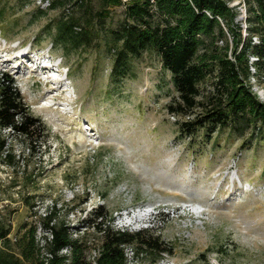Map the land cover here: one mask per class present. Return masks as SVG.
<instances>
[{"label": "rangeland", "instance_id": "obj_1", "mask_svg": "<svg viewBox=\"0 0 264 264\" xmlns=\"http://www.w3.org/2000/svg\"><path fill=\"white\" fill-rule=\"evenodd\" d=\"M50 1L0 0V72L12 76L45 125L35 151L25 138L3 132L17 158L12 165L0 159V218L16 230L35 220L33 202L41 212L55 207L58 220L76 227L103 205L113 223L161 237L172 264H264V128L241 131L236 123L184 138L185 118L167 111L177 93L158 54L133 59L124 79L112 75L106 38L125 19L124 6L96 22L100 34L91 47L66 55L50 42L63 14L47 9ZM87 1L94 12L102 8V0ZM229 3L242 20V0ZM28 48L48 71L32 67L29 54L17 58ZM15 64L22 67L11 70ZM63 74L67 93L53 102L50 95L61 93L54 79ZM248 82L264 100V77ZM85 229L97 245L100 234ZM137 261L154 264L149 255Z\"/></svg>", "mask_w": 264, "mask_h": 264}, {"label": "trees", "instance_id": "obj_2", "mask_svg": "<svg viewBox=\"0 0 264 264\" xmlns=\"http://www.w3.org/2000/svg\"><path fill=\"white\" fill-rule=\"evenodd\" d=\"M229 1L102 0V8L94 12L87 0H77L75 7L69 4L70 0H51L47 9H61L63 14L53 26V34L50 31V42L66 55L91 47L100 34L96 22L104 24L110 17V8L123 5L125 19L110 29L106 38V51L113 55V77L124 79L133 59H139L145 51L155 52L162 68L171 73L177 95L167 111L185 118L179 122L184 138L194 136L202 128L212 134L220 128L235 127L236 123L241 125V131L248 127L261 131L264 100L256 97L248 81L250 76L258 80L264 77V0H242V20H237L241 12ZM38 12L42 15L46 10ZM229 35L233 38L231 46ZM206 83L210 86L205 92ZM44 126L23 102L12 76L0 72L2 162L12 165L17 158L9 149L4 130L16 138H25L35 151L37 132L43 134ZM29 205L33 210L35 204ZM56 215L53 207L37 220L17 225L16 230L10 218H0V264H93L94 249L99 254L95 264H127L124 246L129 244L138 256L149 255L152 263H157L169 251L161 237L148 228L116 229L103 205L87 212L77 227L99 233L101 240L97 245L86 232L73 237L72 226ZM38 223L52 234L46 239L44 251L36 241ZM64 249L66 253L62 252Z\"/></svg>", "mask_w": 264, "mask_h": 264}, {"label": "built area", "instance_id": "obj_3", "mask_svg": "<svg viewBox=\"0 0 264 264\" xmlns=\"http://www.w3.org/2000/svg\"><path fill=\"white\" fill-rule=\"evenodd\" d=\"M124 2H126V1H128V0H123ZM242 13L245 15V9H244V11H242ZM243 34H245V26H244V29H243ZM37 205V204H36ZM39 205H37V206H35L34 208H33V210L36 208V207H38ZM33 213H34V219L35 220H37V217L39 216V215H45L46 214V212H41L40 210L38 211V210H34L33 211ZM115 224H114V226H115V228L116 229H121V230H125V229H127V227L124 225V224H121V223H119V222H114ZM38 227H37V232H36V241H39V243H40V246L42 247V251H44V248H45V243H46V239L47 240H49L50 238H52V234H51V230H49V229H45L44 227H43V225H41V224H39L38 223V225H37ZM77 227H79V225L78 226H72V235H73V237H77V236H80V235H82L83 234V228H85V227H81V228H79V230H77ZM128 230V229H127ZM62 252L63 253H66L67 252V249H64V250H62ZM124 254H125V256H126V258H127V264H139L138 263V261H137V259H138V255H137V253L135 252V248L132 246V245H125L124 246ZM45 255L46 256H49L47 253H45ZM91 259H92V261H93V264H95V259H96V257L99 255L98 254V250L97 249H94L93 251H92V253H91ZM165 255H167V253H164L163 254V256L160 258V260L157 262V263H154V264H172V263H170L169 261H168V259L167 258H164V256Z\"/></svg>", "mask_w": 264, "mask_h": 264}, {"label": "bare ground", "instance_id": "obj_4", "mask_svg": "<svg viewBox=\"0 0 264 264\" xmlns=\"http://www.w3.org/2000/svg\"><path fill=\"white\" fill-rule=\"evenodd\" d=\"M29 54V55H28ZM23 55H28V58H30V61L33 63L34 66L32 67H35V68H38V69H41L42 71H45L48 69H45L42 65H41V58L39 56L38 53H36V51H30V49L28 48V50H23L22 53H19L18 57L19 59L23 58ZM45 57V56H44ZM46 58V57H45ZM8 60H10V58H8L6 55L5 57L3 58V62L4 63H8ZM17 61H15L16 63ZM19 67H22V65L18 64L16 66V64L14 66H11V70H14V71H17L19 70ZM55 82H54V91H60L61 93H59V98H56L55 95H50V98H52L53 102H55V100L59 101L60 100V96L64 97V95L67 93V90H68V86L65 82L66 80V76L63 74L60 77H57L54 79ZM50 82H51V79H50ZM62 90V91H61ZM58 95V94H57ZM56 103L52 104V105H55Z\"/></svg>", "mask_w": 264, "mask_h": 264}, {"label": "clouds", "instance_id": "obj_5", "mask_svg": "<svg viewBox=\"0 0 264 264\" xmlns=\"http://www.w3.org/2000/svg\"><path fill=\"white\" fill-rule=\"evenodd\" d=\"M44 67V66H43ZM45 68V67H44Z\"/></svg>", "mask_w": 264, "mask_h": 264}]
</instances>
